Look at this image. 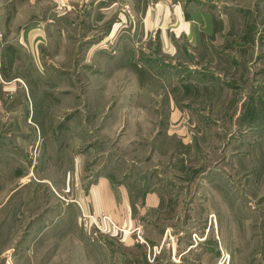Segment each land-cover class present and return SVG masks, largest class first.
<instances>
[{
    "label": "rangeland",
    "instance_id": "rangeland-1",
    "mask_svg": "<svg viewBox=\"0 0 264 264\" xmlns=\"http://www.w3.org/2000/svg\"><path fill=\"white\" fill-rule=\"evenodd\" d=\"M131 1L95 4L134 14V36L87 23L93 0H0V264H264V0ZM187 6L234 12L217 35L234 38L140 26ZM34 28L46 46L14 52ZM102 173L159 211L86 208Z\"/></svg>",
    "mask_w": 264,
    "mask_h": 264
},
{
    "label": "crops",
    "instance_id": "crops-1",
    "mask_svg": "<svg viewBox=\"0 0 264 264\" xmlns=\"http://www.w3.org/2000/svg\"><path fill=\"white\" fill-rule=\"evenodd\" d=\"M132 4V1L129 0ZM96 0H93L91 3L92 6L89 4L87 8H89L88 13L86 14V22L89 23L91 20H96L100 25H106V22L110 21L111 27H109L110 33L113 31L115 35H119L122 33L123 36L132 35L135 34V30H138L139 27L134 26L133 22L135 21L134 14L131 15V17L127 18V16L123 14L122 9L115 7L114 12L112 10V7H96L97 4ZM189 7V8H188ZM217 7V5H216ZM232 7L233 6H229ZM132 9L137 11V8L135 5L132 4ZM187 10H185V14L182 12L180 13L181 16H178L177 13L176 16L173 18H170L169 16L166 18V15H163L161 11L158 10H146L145 17L143 19V23L140 24L141 28L144 29V31L149 32L154 26L155 23H161L163 25H166L169 23V25L179 26V28L173 27L172 29L174 31L177 30L178 32L186 34L187 40L192 45H198L199 42H204L207 37L198 39L200 35L206 33L209 35V38L211 37V42L216 45L226 44L227 41H223L225 39H233L234 37H218L217 35H220L221 29H235L234 26V12H225L221 11L219 20L218 18L213 17L211 14L208 15L205 11H201L200 8H192L191 6L186 7ZM189 17V19H188ZM223 18H226L224 20ZM123 20L128 24H123ZM91 23V22H90ZM143 31V30H142ZM163 32V30H162ZM194 32H197V35H194ZM165 33V32H163ZM212 33V35H211ZM27 34V37H24V34H21L24 38H19V45L14 49V52H22L25 51L28 53V51H34L38 50V43L42 42L44 46H46L47 39L44 38L43 33L40 32L39 29L34 28L32 31H29ZM43 36V37H42ZM42 37V38H40ZM163 38V43H168V39ZM133 42V41H131ZM161 43V41H160ZM132 44V43H131ZM132 45H135L132 44ZM53 45H50L51 50H53ZM30 48V49H29ZM64 49V48H63ZM65 50V49H64ZM64 50L58 49V52L60 54L64 53ZM66 52V51H65ZM32 56H35L33 54ZM39 56V55H38ZM38 56L36 58H38ZM54 57V56H53ZM51 58V57H49ZM165 137L167 136L164 135ZM127 183L124 185L118 184L114 185L113 181L110 177H108L106 174H100L96 178V180L91 184V187L88 191V194H84L85 199L83 200L84 206L88 209L95 210L97 212H103L108 213L114 217L117 221L120 222V224L124 226H130L132 221H134V216H130V214H138L137 217H144L145 213L151 210H158L162 201V198L160 197V194L157 191H150L145 195L144 198V205L142 207H139L136 203H134V206L132 208L130 207V198L129 193L127 191L126 187ZM133 210V211H132ZM147 223H150L151 228L150 234L147 235L152 241L159 242L156 240V237H160L161 234L157 235V221L156 217H152V221L145 220ZM144 222V221H143Z\"/></svg>",
    "mask_w": 264,
    "mask_h": 264
},
{
    "label": "built area",
    "instance_id": "built-area-1",
    "mask_svg": "<svg viewBox=\"0 0 264 264\" xmlns=\"http://www.w3.org/2000/svg\"><path fill=\"white\" fill-rule=\"evenodd\" d=\"M91 218L92 222L99 228V225H105V227H111L110 225L116 226L115 223L106 215H102L100 218L97 215H88Z\"/></svg>",
    "mask_w": 264,
    "mask_h": 264
},
{
    "label": "bare ground",
    "instance_id": "bare-ground-1",
    "mask_svg": "<svg viewBox=\"0 0 264 264\" xmlns=\"http://www.w3.org/2000/svg\"><path fill=\"white\" fill-rule=\"evenodd\" d=\"M85 216H86V217H88V215H87V214H86Z\"/></svg>",
    "mask_w": 264,
    "mask_h": 264
}]
</instances>
